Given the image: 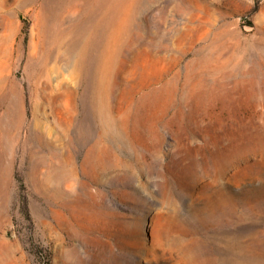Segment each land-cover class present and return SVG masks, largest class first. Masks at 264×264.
<instances>
[{
  "label": "rangeland",
  "instance_id": "obj_1",
  "mask_svg": "<svg viewBox=\"0 0 264 264\" xmlns=\"http://www.w3.org/2000/svg\"><path fill=\"white\" fill-rule=\"evenodd\" d=\"M0 264H264V0H0Z\"/></svg>",
  "mask_w": 264,
  "mask_h": 264
}]
</instances>
